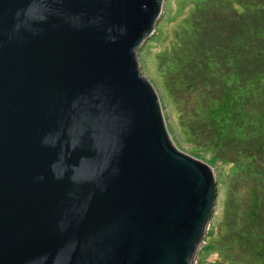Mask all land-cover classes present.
Returning <instances> with one entry per match:
<instances>
[{
	"label": "water",
	"instance_id": "obj_1",
	"mask_svg": "<svg viewBox=\"0 0 264 264\" xmlns=\"http://www.w3.org/2000/svg\"><path fill=\"white\" fill-rule=\"evenodd\" d=\"M163 0H0V264H193L217 196L138 50Z\"/></svg>",
	"mask_w": 264,
	"mask_h": 264
},
{
	"label": "trees",
	"instance_id": "obj_2",
	"mask_svg": "<svg viewBox=\"0 0 264 264\" xmlns=\"http://www.w3.org/2000/svg\"><path fill=\"white\" fill-rule=\"evenodd\" d=\"M162 17L146 56L160 105L190 154L226 166L197 264H264V0H173Z\"/></svg>",
	"mask_w": 264,
	"mask_h": 264
},
{
	"label": "rangeland",
	"instance_id": "obj_3",
	"mask_svg": "<svg viewBox=\"0 0 264 264\" xmlns=\"http://www.w3.org/2000/svg\"><path fill=\"white\" fill-rule=\"evenodd\" d=\"M172 1L173 0H163L162 2V8H161V14H160V17L161 19L165 18V17H162L164 15V12L166 10V8H171L172 7ZM161 21V20H160ZM159 21V22H160ZM159 23H157L155 25V29L157 27ZM160 33L159 31H156L154 30V32L146 39V41L143 43V47L140 48V50L138 51V60H139V64H140V69L142 71V73L148 78V80L153 84L154 88H155V84H154V81H153V78L151 76V73H150V70L148 69L147 67V64H146V56L149 54V52H152L154 50H157L160 45H161V40H160ZM156 90V89H155ZM157 92V91H156ZM158 95V93H157ZM158 98H160V96L158 95ZM160 103H161V98L159 99ZM162 108V107H161ZM162 113H163V116H164V120H165V124H166V127H167V130H168V133L170 135V138L172 140V142L174 143V145L181 151L187 153V154H190L192 153V151L188 148H186L185 146V139H184V135L183 133H181L176 124V121L174 120V116L173 114L170 112L169 108H162ZM194 155L190 154L191 156L197 158V159H200L202 161H204L205 163H207L209 166L212 167L213 169V172H214V176L216 179H218V186L220 184V180H221V175L223 172H225L226 170V166L223 167L219 164H213L214 162L211 161L209 155H206V154H199V153H193ZM199 157V158H198ZM202 158V159H201ZM223 171V172H222ZM218 190L217 189V195L218 194ZM218 196H216V199H215V204H214V211L218 208V203H219V200L217 199ZM214 213V212H213ZM210 225H211V222L209 223L208 225V228L205 232V235L203 237V240L200 244V247L198 249V252H197V255H196V259L195 261L193 262V264H197V259L199 257V255L201 254L204 245L206 246V234L208 233V230L210 229ZM215 257L214 254H210V253H207L206 254V259H211Z\"/></svg>",
	"mask_w": 264,
	"mask_h": 264
}]
</instances>
